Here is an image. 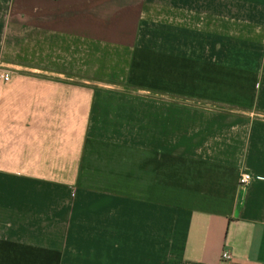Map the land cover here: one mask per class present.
<instances>
[{
  "label": "crops",
  "instance_id": "obj_1",
  "mask_svg": "<svg viewBox=\"0 0 264 264\" xmlns=\"http://www.w3.org/2000/svg\"><path fill=\"white\" fill-rule=\"evenodd\" d=\"M0 264H264V0H0Z\"/></svg>",
  "mask_w": 264,
  "mask_h": 264
},
{
  "label": "built area",
  "instance_id": "obj_2",
  "mask_svg": "<svg viewBox=\"0 0 264 264\" xmlns=\"http://www.w3.org/2000/svg\"><path fill=\"white\" fill-rule=\"evenodd\" d=\"M3 79L5 81H9L11 79V76L9 74H6L3 76ZM253 180V176L248 173V172H244L241 176H240V184L241 185H246L248 183H250ZM223 258L224 259H228L230 258V256L228 255V253H224L223 254Z\"/></svg>",
  "mask_w": 264,
  "mask_h": 264
}]
</instances>
